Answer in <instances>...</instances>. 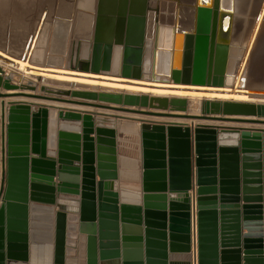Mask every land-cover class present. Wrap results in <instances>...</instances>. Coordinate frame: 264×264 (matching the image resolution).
<instances>
[{
  "label": "water",
  "instance_id": "1",
  "mask_svg": "<svg viewBox=\"0 0 264 264\" xmlns=\"http://www.w3.org/2000/svg\"><path fill=\"white\" fill-rule=\"evenodd\" d=\"M127 5L121 19H85L90 45L85 43L84 55L77 51L61 69L143 81L148 0ZM115 7L116 2L103 9L111 13ZM260 9L258 19L264 1ZM233 19L232 8L222 7L221 0L198 4L193 32L181 34L178 65L165 79L150 81L224 88ZM3 75L0 67V89L7 91H0V264L28 262L31 204L55 206L62 195L78 197L87 264H171L174 256H188L192 207L199 264H264V130L141 122L143 195L132 204L125 194L121 200L115 184L116 118L124 117L105 112L264 126V103L209 101L191 115L186 99L98 92L58 82L73 89H54L44 85V78L21 84L12 82L14 74ZM253 81L249 85L245 78L241 90L264 101V78ZM8 98L49 104H7ZM54 103L84 110L65 111ZM68 221L66 211L56 213L54 264H68Z\"/></svg>",
  "mask_w": 264,
  "mask_h": 264
},
{
  "label": "crops",
  "instance_id": "2",
  "mask_svg": "<svg viewBox=\"0 0 264 264\" xmlns=\"http://www.w3.org/2000/svg\"><path fill=\"white\" fill-rule=\"evenodd\" d=\"M83 27L77 29L75 17V0H0V53L15 59L17 61L28 62L33 68L45 70H58L68 66L73 61L76 52L81 53L86 43L84 40ZM77 42L78 48H77ZM80 57V54H79ZM6 78L7 74H14L13 83L28 84L35 82L31 76H26L15 68L7 67L0 63ZM20 75V79L15 76ZM21 73V74H19ZM44 83L47 87L54 89H69V86H61L50 83ZM42 84V82H38ZM73 89V88H70ZM1 92L7 91L0 89ZM99 92V91H98ZM28 94H32L29 93ZM35 94H42L37 91ZM57 96L55 94H46ZM63 97V96H62ZM65 98V97H64ZM0 100V111L1 102ZM9 102H30L39 105L49 104L47 102L35 101L25 98L4 99ZM51 104V103H50ZM55 106L64 108L65 111L72 110L81 112L84 108L71 107L59 103ZM37 110V108H35ZM92 110L100 112V110ZM109 115H115L116 118V139H117V173L118 179L115 181L121 200L123 194L129 200V203L138 204L141 200L143 167H142V129L141 122H157L161 125H167L170 122L178 123L181 119L153 120L150 117L138 115L122 116L119 112L105 111ZM133 115V114H131ZM197 121L196 123H185L190 128L199 125H209L227 129H250L264 130V126L258 125H240V124H222L213 121ZM183 123V122H181ZM78 127V126H77ZM64 130V129H63ZM69 131H76L71 129ZM1 150V139H0ZM1 158V152H0ZM2 165L0 164V178ZM99 179H97L98 181ZM264 197V192H263ZM57 205H34L31 204L29 219V260H9L12 264H54L53 248L56 213L66 211L68 213V237H67V261L68 264H87V236L79 232V201L77 196L62 195L57 197ZM43 247L46 253L44 260L37 257L39 248ZM17 255L20 252H13ZM11 254V253H9ZM119 260L111 261V264ZM171 264H190V257L187 255H177L170 262Z\"/></svg>",
  "mask_w": 264,
  "mask_h": 264
},
{
  "label": "bare ground",
  "instance_id": "3",
  "mask_svg": "<svg viewBox=\"0 0 264 264\" xmlns=\"http://www.w3.org/2000/svg\"><path fill=\"white\" fill-rule=\"evenodd\" d=\"M83 1L82 6L87 9L88 2ZM197 2H209V0H197ZM222 7L232 8V0H221ZM264 9L259 17V22L262 19ZM174 24L168 27L154 26L157 21V15L153 14L151 27V42L154 45L153 59L147 60L144 65L145 79L143 81L125 80L114 77H107L105 75H92L88 73H80L76 71L45 70L33 68L28 62L23 60L17 61L2 53H0V63L7 67H12L24 74L32 75L35 78L40 77L48 81H54L65 85H73L75 87H83L89 90H98L104 92H123L139 95H147L149 97H166V98H180L186 99L189 105V112L192 115H198L200 107L203 103L209 101H233V102H250V103H264V101L250 99L246 92L242 89V77H239L237 72H230L227 76L226 86L224 88L212 87H195L185 85L167 84L164 81H150L151 78H162L170 74L174 67L179 63L180 53L179 49L182 44V33L190 30L192 27H187L182 30L181 16L178 10L175 13ZM87 21L82 22L85 26ZM180 24V25H179ZM225 28L228 27L227 21L224 23ZM260 45L259 50L264 51V30L259 36ZM258 40V41H259ZM152 44V43H151ZM150 48L152 47L149 46ZM241 48V52L243 51ZM258 54L256 53L255 58ZM238 57L237 59H240ZM115 71L118 65V57L114 60ZM236 74V75H235ZM249 85L254 84L253 79L249 80ZM132 84V85H126ZM261 85H264L261 84Z\"/></svg>",
  "mask_w": 264,
  "mask_h": 264
},
{
  "label": "rangeland",
  "instance_id": "4",
  "mask_svg": "<svg viewBox=\"0 0 264 264\" xmlns=\"http://www.w3.org/2000/svg\"><path fill=\"white\" fill-rule=\"evenodd\" d=\"M85 0H75V17L77 27L82 26V22L86 18V9L82 6ZM195 0H150L149 9L147 15V39L145 46V63L149 59H153L154 45L151 42V27L153 14L157 15V21L154 25L159 27L170 28L174 24L175 13L178 10V14L181 16V28L182 30L187 27H192L186 32H190L194 28V9L191 7ZM264 0H232V11L234 12L232 37H231V55L229 60L228 73L234 72L238 74L242 79L246 78L247 82L255 77L264 78V56L259 55V36L264 30V12L262 19L258 20V13L261 10ZM180 25V24H179ZM86 29V26H82ZM88 30H84V40L89 39ZM259 40V41H258ZM152 43V44H151ZM87 44V43H86ZM90 44H87L89 47ZM152 47L150 48L149 46ZM244 48L241 52V48ZM256 53L258 54L255 58ZM241 57L240 59H237ZM21 74V73H19ZM24 74V73H23ZM26 75V74H25ZM236 75V74H235ZM15 76L20 79V75L15 73ZM31 76L32 75H26ZM166 77V76H164ZM162 77V79H165ZM34 78V77H33ZM36 79V78H35ZM52 84L57 82L51 81ZM186 114H191L189 111ZM199 114V113H198ZM122 116H133L131 114L121 113ZM192 115V114H191ZM144 118L142 116H138ZM153 120H163L164 118H149ZM175 121L171 119H165ZM179 122L196 123L195 120L181 119ZM206 124L207 122L204 121ZM37 257L44 260L46 253L43 247L39 248L36 254ZM44 264V263H42Z\"/></svg>",
  "mask_w": 264,
  "mask_h": 264
},
{
  "label": "flooded vegetation",
  "instance_id": "5",
  "mask_svg": "<svg viewBox=\"0 0 264 264\" xmlns=\"http://www.w3.org/2000/svg\"><path fill=\"white\" fill-rule=\"evenodd\" d=\"M85 1H87L89 4V7L86 9V18L87 19H94V20H97V17H99V16H105V17H107V16L113 17L114 16L117 19H121V18H123L124 15L128 14V12L124 11V8H123L124 4H128L127 6H129V3L131 2V0H85ZM149 1L150 0H148V7H149ZM114 2H116L115 9L112 10L111 13H105V9H103V8L106 6L111 7ZM211 2H214V0H209V2H201V3L197 2V0H195L194 3L192 4L191 7L194 9V28H195V9H196V6L198 4H203V5L211 4ZM101 9L104 10V11H102V14H101ZM127 11H128V9H127ZM194 28H193V30H194ZM193 30H191L190 32H183L182 34L192 33ZM91 46H92V42H91Z\"/></svg>",
  "mask_w": 264,
  "mask_h": 264
},
{
  "label": "built area",
  "instance_id": "6",
  "mask_svg": "<svg viewBox=\"0 0 264 264\" xmlns=\"http://www.w3.org/2000/svg\"><path fill=\"white\" fill-rule=\"evenodd\" d=\"M191 213H192V219H191L192 241H191V251L188 256L190 257V264H199L198 242H197V217H196L195 207H192Z\"/></svg>",
  "mask_w": 264,
  "mask_h": 264
}]
</instances>
